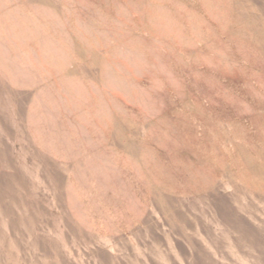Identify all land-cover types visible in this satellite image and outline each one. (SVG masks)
Returning a JSON list of instances; mask_svg holds the SVG:
<instances>
[{"label":"rangeland","instance_id":"rangeland-1","mask_svg":"<svg viewBox=\"0 0 264 264\" xmlns=\"http://www.w3.org/2000/svg\"><path fill=\"white\" fill-rule=\"evenodd\" d=\"M0 264H264V0H0Z\"/></svg>","mask_w":264,"mask_h":264}]
</instances>
